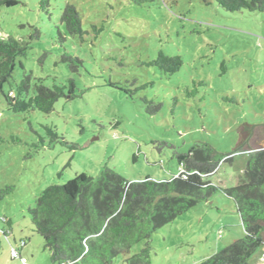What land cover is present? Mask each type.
<instances>
[{
    "label": "rangeland",
    "instance_id": "1",
    "mask_svg": "<svg viewBox=\"0 0 264 264\" xmlns=\"http://www.w3.org/2000/svg\"><path fill=\"white\" fill-rule=\"evenodd\" d=\"M18 1L0 6V37L27 43L4 91L25 74L30 94L39 79L67 92L72 78L75 88L48 114L14 112L0 96V189L7 190L0 197V264H24L10 256L12 248L26 264H52L29 213L46 186L81 173L97 176L104 167L128 181L171 179L181 171L176 153L207 143L231 154L264 125V13L229 12L214 0H51L47 10L39 0ZM66 3L80 13L82 36L69 35L59 20ZM30 26L38 39H29ZM159 51L180 56L178 71L149 64ZM63 55L82 65L72 71ZM146 100L159 109L151 111ZM249 139L232 161L219 163L211 183H238L250 150L264 148ZM244 234L234 201L218 190L152 233L150 264H197ZM145 243L114 264H129L126 258ZM262 255L264 245L248 263L261 264Z\"/></svg>",
    "mask_w": 264,
    "mask_h": 264
},
{
    "label": "trees",
    "instance_id": "2",
    "mask_svg": "<svg viewBox=\"0 0 264 264\" xmlns=\"http://www.w3.org/2000/svg\"><path fill=\"white\" fill-rule=\"evenodd\" d=\"M50 1L39 0V7L47 10ZM214 1L229 12L264 13V0ZM17 4L18 0H0V6ZM59 20L69 35L84 34L75 5L66 3ZM30 27L33 32L29 39H38L39 30ZM26 50L27 43L13 37H0V96L14 112L38 110L48 114L61 97H74V80H68V91L65 92L66 85L48 87L39 79L30 94L31 77L25 74L18 84L9 85L5 92L3 86L12 78L16 59L24 56ZM60 61L68 62L72 71L82 65L80 59L69 55H63ZM149 64L174 73L182 65V60L178 55L170 56L159 51ZM146 103L153 105L151 101L146 100ZM158 109L159 105H153L151 111ZM47 132L51 139L58 138L52 128L47 127ZM249 138L242 139L234 152L244 151ZM62 143H65L64 139ZM233 153L222 154L207 143H194L187 152L176 153L181 171L171 179L145 177L128 181L104 167L97 176L81 173L64 184L48 185L29 209L34 231L42 237L52 264H114L118 255L127 253L141 240L146 241L144 247L126 261L129 264H150L152 233L221 190L234 201L245 234L197 264H249V258L264 245V148L250 150L243 177L236 185L226 188L214 185L209 176L222 160L232 161ZM6 192L0 189V197ZM1 220L6 225L10 223L5 217ZM2 232L9 235L10 228Z\"/></svg>",
    "mask_w": 264,
    "mask_h": 264
},
{
    "label": "water",
    "instance_id": "3",
    "mask_svg": "<svg viewBox=\"0 0 264 264\" xmlns=\"http://www.w3.org/2000/svg\"><path fill=\"white\" fill-rule=\"evenodd\" d=\"M249 143L254 148L264 146V125L252 128Z\"/></svg>",
    "mask_w": 264,
    "mask_h": 264
},
{
    "label": "built area",
    "instance_id": "4",
    "mask_svg": "<svg viewBox=\"0 0 264 264\" xmlns=\"http://www.w3.org/2000/svg\"><path fill=\"white\" fill-rule=\"evenodd\" d=\"M10 256H11L12 258H20V260H21L24 264H26V259H25L24 257H21V256L19 255L17 249L12 248L11 251H10ZM259 260H260V262H262V263L264 264V255H262L261 258H260Z\"/></svg>",
    "mask_w": 264,
    "mask_h": 264
},
{
    "label": "crops",
    "instance_id": "5",
    "mask_svg": "<svg viewBox=\"0 0 264 264\" xmlns=\"http://www.w3.org/2000/svg\"><path fill=\"white\" fill-rule=\"evenodd\" d=\"M21 243H22V246L25 245L24 241H22ZM18 252H19V251H18ZM19 254H20V252H19ZM20 255H21V254H20Z\"/></svg>",
    "mask_w": 264,
    "mask_h": 264
},
{
    "label": "clouds",
    "instance_id": "6",
    "mask_svg": "<svg viewBox=\"0 0 264 264\" xmlns=\"http://www.w3.org/2000/svg\"><path fill=\"white\" fill-rule=\"evenodd\" d=\"M19 253V252H18ZM20 255V254H19ZM21 256V255H20Z\"/></svg>",
    "mask_w": 264,
    "mask_h": 264
}]
</instances>
